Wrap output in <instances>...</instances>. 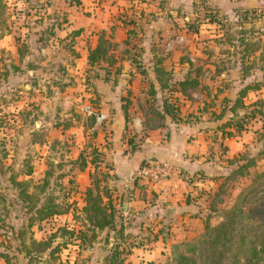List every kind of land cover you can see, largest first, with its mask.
<instances>
[{
	"label": "rangeland",
	"instance_id": "rangeland-1",
	"mask_svg": "<svg viewBox=\"0 0 264 264\" xmlns=\"http://www.w3.org/2000/svg\"><path fill=\"white\" fill-rule=\"evenodd\" d=\"M76 1L79 3H75ZM76 1L0 0V27L2 24L10 23L11 25L14 22L16 25L21 22L24 25L25 15L22 20H15V18L18 16L17 9L26 7L36 9L34 21L36 22L39 17L40 21L37 24L41 27L43 24L52 23L54 25L60 19L62 25L69 24V30L78 28V24L84 25L83 28L81 27L83 33L74 38L72 44H69L71 41L67 42L68 38L58 40L60 39L58 32L50 36L46 44L42 45L38 42L33 48V55L35 58L40 55L44 61H36L33 64L36 66L35 77L31 76L26 81L30 87L34 86L36 91L30 93L26 88L20 89L22 91L19 93L8 94L5 99L9 102L14 99L17 104L0 107V251L5 250L9 255L13 254L12 261L15 264H26V257L23 256V253L15 251V245L19 241L17 233L21 230L24 231L23 241L25 243L31 234L38 238L43 236V233L35 227H32L31 230L26 226L27 214L17 198L15 186L10 184L8 177L15 173L18 177V172L25 169L23 161H27L31 167L35 164V172L31 174L33 183L39 181L46 170L51 172L48 182L58 199L63 194L62 189L76 187L77 181H75L74 174L69 176V173L60 178L58 175L67 173L70 166L76 167L75 164H69L70 158L67 155L68 153L75 154L77 150L75 143L83 138L81 134L76 136L77 133H80L79 125L82 122L83 114L79 111L82 106L99 103L101 101L99 95L102 97L108 95L113 102L121 103L127 88L132 91L138 101H143L150 83L155 85L151 72L153 55L161 57L160 65L170 73L171 81L184 76L187 71V59L193 67L201 66V70L211 69L210 73L204 70L205 79L203 81L206 85L204 90L206 92L200 94L192 92V99H184L181 102L182 105L190 106L210 105L207 108L212 113H218L219 109L226 108L230 102L223 99L228 98L230 101L234 99L238 89L245 83H252V81H256L258 84L264 83V77L256 67L259 62H255V67L250 70V75L244 79L240 78L239 52H237L241 48V45L238 44L240 39L253 43L258 41L264 47V17L260 12L242 16L235 11L219 12L216 8H211L206 0H161L163 3L153 0L157 5L163 7L160 15L132 18L135 20L131 19V24V22H127L130 15L116 13L117 5L110 6L114 12L109 11L108 0ZM65 5L68 8L67 15L61 16ZM58 8L62 11L57 12ZM105 8L107 9L105 10ZM48 9L50 12H47ZM208 10L212 11L208 12ZM111 15L117 17V26L116 29L114 27V31L107 26L108 22L114 21ZM210 18H213L217 25L208 22ZM151 20L156 23L152 25L150 23L149 26L144 24ZM100 22L107 23L104 29L118 44L114 53L118 54L122 60L111 67L99 68L104 64L88 67L84 64L83 57L86 47L94 43V33ZM195 25L199 28V32L196 34L191 32ZM63 34L64 32H62ZM263 47L260 46V49ZM257 53L255 52V55ZM129 55L137 57L140 67L145 69L144 76L135 74L131 77V82L128 81L130 76L127 74L131 69L130 65L126 59L123 60L124 57L129 58ZM212 62L215 63L214 66L206 64ZM116 66L117 68L122 67L121 72L115 70ZM107 70H110V73H106ZM189 74L193 75V70ZM199 74L201 71L198 72ZM103 76L107 80H103ZM22 78L25 79V77ZM44 95H46V99L43 102L41 98ZM258 97L264 98L263 87L257 92H247L243 101L247 107L238 108L234 113L229 111L225 113L226 122L233 120L242 124L241 131H236L233 125H223L219 130L223 133L226 131L233 133L238 138L236 140L238 145H241L240 153L237 152V155L232 158H224L222 162L228 163L229 160H232L230 165L235 168L244 162L243 157L253 159L254 167L249 168V174L255 170L264 169V118L244 117L243 115L248 112V105H251L252 101ZM159 101L160 96L156 94V99L152 101V104L156 105ZM188 111V106L182 107L184 115H187ZM131 113L132 117H135L137 113L139 115L138 110H133ZM66 119H72V126L61 133L60 123ZM43 120L46 122V127L42 126ZM230 123L233 122L230 121ZM49 130L51 138L46 140L45 145H42L39 141L43 140V133L47 134ZM31 140L36 141V144H32ZM222 146V144L220 147L216 145L215 151H211L213 146H210V156L217 154L218 157V153L221 152L220 156L224 151ZM223 147L225 149L226 145ZM229 169L230 167L224 170L226 173L224 176L230 172ZM224 176L218 180L219 184L224 181ZM68 177L73 178V183L67 181ZM248 180L249 176L226 180L221 186L220 200L215 203L214 210L209 208V204L213 200V188L209 191L208 196L206 194L202 196L206 200L205 209L208 210L206 213H208L210 223L215 224L220 220L222 210L230 206L234 195ZM202 182L207 185V180ZM211 186L216 191V183H212L209 187ZM200 188L203 187L200 186ZM75 191L77 194L78 190ZM72 248L73 246L69 245L62 249L60 258H72L74 256ZM67 253L69 255H66ZM165 257L162 256L159 262L164 263L168 255ZM167 263L169 264V262Z\"/></svg>",
	"mask_w": 264,
	"mask_h": 264
},
{
	"label": "trees",
	"instance_id": "trees-1",
	"mask_svg": "<svg viewBox=\"0 0 264 264\" xmlns=\"http://www.w3.org/2000/svg\"><path fill=\"white\" fill-rule=\"evenodd\" d=\"M109 1L114 2L116 0ZM75 3L78 4L79 1ZM27 8L29 7H26L23 11L26 12ZM211 11L208 10V12ZM254 12L249 10L240 15L244 16ZM129 21L131 19H128ZM59 22H57V26L60 24ZM208 22L216 24L213 18L208 19ZM191 32L194 34L199 32L197 25L191 29ZM81 33H83L81 27L68 30L66 34L68 36L67 42L71 41L69 44H72L74 38L80 36ZM54 34L53 26L48 25L44 33L38 38L39 44H46L50 36ZM94 36V43L86 47L84 64L88 67L104 64L99 68L117 65L122 59L114 53L118 44L112 40L110 33H106L105 29H101L95 32ZM238 44L241 45V48L237 51L239 52L240 78L244 79L251 74L250 70L255 67V62H259L256 67L260 70L261 76L264 77L263 44H259L258 41L253 43L243 39H240ZM260 46L263 49H260ZM255 52L258 53L255 55ZM125 59L131 68L127 72L130 76L129 82L132 81L131 77L135 74L145 75V69L142 66L140 67L137 57L129 55V58L124 57L123 60ZM160 61H162L161 57L152 56L151 72L155 85L150 83L147 95L144 92L146 97L143 98V101H138L129 88L126 89V95L121 99L120 105L125 122L132 118L131 111L133 112V110H129L130 105L138 107L141 125L138 140L146 135L148 130L163 126L165 116H168L171 120H178L180 105H182L184 99H192V92L198 94L206 92L204 91L206 85L203 81L205 79L204 70L210 73L211 69L201 70V66L193 67L187 59V71L184 76L171 81L170 73L160 65ZM206 64L214 66L215 63ZM29 66L33 67V65ZM121 68L116 66L115 70L121 72ZM191 70L194 72L193 75L189 74ZM200 71L199 76L198 72ZM106 73H110V70H107ZM105 76H103V80H107ZM262 87L264 88V83L258 84L256 81L245 83L238 89L234 99L231 101L228 98L223 99L230 103L226 108H221L214 117H222L225 110L234 113L238 108L247 107L243 102L247 92H257ZM156 94L160 96V101L153 105L152 101L156 99ZM98 105V102L91 105L96 112L100 111ZM248 106L249 110L247 113H243L244 117L257 116L260 119L264 118L263 97L256 98ZM230 121L233 123H230ZM82 122L87 127L102 124V121L96 122L93 115H82ZM70 123V120L66 119L60 124L62 128H67ZM223 125H233L236 131L242 128V124L233 120H229ZM91 133H94V131ZM136 134L133 133L125 138L131 150L136 147ZM226 134L231 136L232 133L226 131ZM242 159L244 162L238 164L224 176V181L217 186L212 195L213 200L210 202L209 208L214 210L215 203L220 200L221 186L226 180L249 176L248 182L234 195L230 206L222 210L220 220L212 224L209 222L208 216L205 217L202 222V230L197 235L169 245L168 257L164 263L146 261L142 264H168L167 262L169 264H264V169L255 170L249 174V168L254 167V160L247 159V157ZM148 162L149 160L140 165ZM228 163L232 164V160H229ZM23 164H25V169L18 172V177L16 173L9 175V182L12 186H15L17 198L27 214L26 226L31 230L32 227H35L43 233V236L38 238L31 234L27 238V243L23 241L24 231L21 230L17 233L19 241L15 245V251L23 253V256L26 257V264H85L82 257L83 250L91 248L97 242L98 237L101 239L102 231L115 230L118 237H120L122 225L114 221L117 208L111 202L108 188V180L111 177L109 174L110 167L108 164L103 163L101 152L92 143L91 138L85 141L77 156L69 161V164H75V168L79 171L87 166L89 167L88 185L82 190L78 189L76 184V187L62 189L63 194L59 199L54 195L53 189L50 188L48 176L51 172L49 170L44 172L39 181L33 183L31 181V165L27 161H23ZM71 168L73 167L70 166L67 173H59L58 177L68 175ZM71 175L72 173L69 176ZM201 178L203 177L201 176ZM67 181L73 183V178L68 177ZM76 189L78 190L77 194ZM69 245L73 246L74 256L61 259V250L67 248V246L69 247ZM68 253L66 255H69ZM13 256L5 250L0 251V259L5 264H15L12 261ZM119 256L120 250L116 244L111 246L105 255L104 262L105 264H121L122 259Z\"/></svg>",
	"mask_w": 264,
	"mask_h": 264
},
{
	"label": "crops",
	"instance_id": "crops-1",
	"mask_svg": "<svg viewBox=\"0 0 264 264\" xmlns=\"http://www.w3.org/2000/svg\"><path fill=\"white\" fill-rule=\"evenodd\" d=\"M160 1L158 0V2ZM161 3L163 2L161 1ZM206 3L211 8H216L223 13L235 11L242 14L245 11L253 10L260 12L264 17V0H206ZM113 5H117L116 13L130 15L129 19L140 16H157L163 9L162 5H157L153 0H116L114 2L108 0L109 11H112L110 6ZM17 10L18 16L15 20H22L25 15V24L23 25L21 22L16 25L14 22L11 25L10 23L2 24L0 27V107L17 104L14 99L11 102L5 99L8 94L13 95L14 92L19 93L22 91L20 89L26 88L30 93L36 91L34 86L30 87L26 81L31 76L35 77L36 66L33 64L36 61H44L40 55L35 58L33 48L36 47L39 36L44 33L47 26H53V31L59 33L60 41L66 40L68 37L66 34L69 24L62 25L61 19L58 26L57 23L54 25L50 23L43 24L41 27L37 24L40 21L39 17L36 22L34 21L36 19L34 7L27 8L26 12L22 8ZM56 11L61 12L62 9L58 8ZM67 11L68 8L65 5L63 13L61 12L60 15H67ZM47 12L50 10L48 9ZM99 12L101 11L99 10ZM44 20L46 19L44 18ZM112 20L114 21L108 22V24L100 22L96 32L104 29L106 24L114 31V27L116 29L117 26V17H112ZM150 23L152 25L156 21L151 20L144 24L149 26ZM82 26L84 25L78 24V28ZM62 32H64L63 35ZM30 64L33 67H30ZM99 96L101 97L98 105L99 112L104 114L105 119L102 120L101 125L94 124L92 127H87L81 122L80 133H77L76 136L81 134L83 138L80 139L81 141H76L75 154L68 153L67 157L74 159L79 150L83 148L85 141L91 138L92 143L101 152L103 163L110 167L111 177L108 180V188L111 202L117 208L114 221L121 223L122 229L120 237L115 230L102 231V238L98 237L99 240L97 239L91 248L83 250V261L85 264H105V255L111 246L116 244L120 250L121 264L159 261L162 256L167 255L171 243L189 239L202 230V222L208 216L206 213L208 210L205 209L206 200L202 196L204 194L208 196L212 188L214 193V187L209 186L212 183H216L218 186L220 182L218 180H221L226 174L224 170L229 167V171L233 169L232 165L222 162V159L236 156L237 152L240 153L241 145H238L236 141L238 138L233 133L228 136L223 131H219L226 123L227 119L224 118L227 110L224 111L222 117L215 118L216 113L209 111L208 105H180L178 120H171L165 116L163 126L148 130L146 135L138 140L140 136L138 132L141 129L138 113L125 122L120 103L113 102L108 95L107 97ZM41 99L44 102L46 95ZM183 106L189 108L187 115L182 112ZM129 110H138V107L130 105ZM69 120L72 122V119ZM45 124L46 122L42 126L46 127ZM71 126L72 123L67 128L61 127L60 132L62 133ZM93 131L94 133H91ZM133 133H137L136 147L131 150L125 138ZM50 138L49 130L47 134L43 133V140L39 142L45 145L46 140ZM31 141L32 144H36V141ZM221 144L226 145L225 149L222 146L223 153L219 156L221 153L219 152L218 157L217 154L210 156V146H213L211 151H215L214 147L216 145L220 147ZM147 159L150 162L166 161L170 163L177 169L178 177L172 176L159 181L137 178L134 174L135 169ZM34 169L35 164L32 166V173L35 172ZM88 171L89 167L87 166L81 171L73 168L70 172L74 174L77 187L81 190L89 183ZM202 179L207 180V185L202 184ZM200 186L203 188L201 189ZM192 225L194 226L192 227ZM0 264H5L2 259Z\"/></svg>",
	"mask_w": 264,
	"mask_h": 264
},
{
	"label": "built area",
	"instance_id": "built-area-1",
	"mask_svg": "<svg viewBox=\"0 0 264 264\" xmlns=\"http://www.w3.org/2000/svg\"><path fill=\"white\" fill-rule=\"evenodd\" d=\"M80 112L83 115H93L96 122L105 119V116L101 112L93 110L91 105H84L80 108ZM135 176L141 180L159 181L172 176L179 175L177 169L166 161H153L144 165H140L135 169Z\"/></svg>",
	"mask_w": 264,
	"mask_h": 264
}]
</instances>
